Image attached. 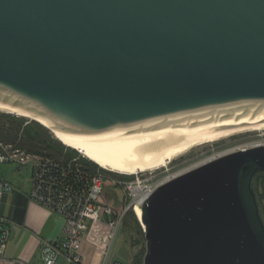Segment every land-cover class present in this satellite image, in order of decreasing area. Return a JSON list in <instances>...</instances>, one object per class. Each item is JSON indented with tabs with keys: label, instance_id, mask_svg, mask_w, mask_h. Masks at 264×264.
I'll use <instances>...</instances> for the list:
<instances>
[{
	"label": "water",
	"instance_id": "water-1",
	"mask_svg": "<svg viewBox=\"0 0 264 264\" xmlns=\"http://www.w3.org/2000/svg\"><path fill=\"white\" fill-rule=\"evenodd\" d=\"M0 104L116 154L264 127V0H0ZM263 173L260 146L158 187L143 264H264Z\"/></svg>",
	"mask_w": 264,
	"mask_h": 264
},
{
	"label": "built area",
	"instance_id": "built-area-1",
	"mask_svg": "<svg viewBox=\"0 0 264 264\" xmlns=\"http://www.w3.org/2000/svg\"><path fill=\"white\" fill-rule=\"evenodd\" d=\"M260 146H264V143L252 144L239 151ZM9 162H15L20 166H31V200L57 213L65 220L64 241L58 247L46 252L44 264H59L60 260L64 264H82L80 249L82 237L88 230V222L100 220L108 221L113 230L104 248V257L106 261L110 260L121 231L122 217L114 218V207L103 202L106 194L104 175L90 174L73 164L62 165L51 160L29 156L24 152L13 150L10 146L4 147L0 144V163ZM170 180L156 187H146L142 185L137 175L135 180L115 181L114 184L123 189L124 197L128 200L125 212L132 210L137 216L136 210H142L144 203L155 190ZM5 186L4 182H0V197ZM3 244L0 235V249Z\"/></svg>",
	"mask_w": 264,
	"mask_h": 264
},
{
	"label": "crops",
	"instance_id": "crops-1",
	"mask_svg": "<svg viewBox=\"0 0 264 264\" xmlns=\"http://www.w3.org/2000/svg\"><path fill=\"white\" fill-rule=\"evenodd\" d=\"M31 181V169L27 172L22 167L0 169V182L6 184L0 197V235L4 243L0 264H44L46 252L64 241V218L31 200ZM106 194V198L111 196ZM112 231L106 220L88 222L80 249L82 264L131 263L135 248L127 241L130 250H125L126 246H119L118 240L110 260L106 261L105 242ZM59 264L64 263L60 260Z\"/></svg>",
	"mask_w": 264,
	"mask_h": 264
},
{
	"label": "trees",
	"instance_id": "trees-1",
	"mask_svg": "<svg viewBox=\"0 0 264 264\" xmlns=\"http://www.w3.org/2000/svg\"><path fill=\"white\" fill-rule=\"evenodd\" d=\"M0 144L4 147L10 146L13 150L21 151L26 155L36 156L43 160H51L62 165L73 164L90 174H102L105 178V173L108 172L98 167L89 159L82 157L76 150L66 147L55 138L53 133L46 127L35 121L19 118L14 115L0 113ZM109 173L129 178V180L115 179L113 182L133 180V176H124L112 172ZM263 186L264 173L260 174L257 179V195L264 214V193L260 192ZM115 187H118V185H115ZM105 193H107L106 185ZM107 199L114 203L111 204L115 210L114 218L118 219L122 217L121 231L125 230V234L127 235L126 241L132 243L131 247L133 249L137 246L135 242L142 244L141 251L132 257L131 263L143 264L146 255V241L145 233L138 217L132 210L125 212V208L128 204L126 198H124L121 205L114 202L115 198L111 196L107 197ZM134 234L136 235L135 239Z\"/></svg>",
	"mask_w": 264,
	"mask_h": 264
},
{
	"label": "bare ground",
	"instance_id": "bare-ground-1",
	"mask_svg": "<svg viewBox=\"0 0 264 264\" xmlns=\"http://www.w3.org/2000/svg\"><path fill=\"white\" fill-rule=\"evenodd\" d=\"M0 112L13 113L18 117L19 116L27 117L42 124L43 126L49 127L53 135L66 147L78 151L85 158L94 162L102 169L124 176H137L140 174L154 172L159 169L166 168L174 160L180 158L181 156L187 154L188 152H190L191 150L197 147L220 142L221 140L230 138L237 134L246 133V132H264V127L245 129L221 138L212 139L196 144L187 149H182L172 152H165V153L140 152V153H131V154H116L98 147L91 146L82 141H79L78 139L70 136L68 133L60 131L59 129L53 127L41 117L38 116L32 117L28 113H25L18 109L11 108L4 104H0ZM76 135H79L83 138L98 143L115 144V142H112L106 138H102L96 135H81V134H76ZM136 212L138 218L141 219L142 210L137 209Z\"/></svg>",
	"mask_w": 264,
	"mask_h": 264
},
{
	"label": "rangeland",
	"instance_id": "rangeland-1",
	"mask_svg": "<svg viewBox=\"0 0 264 264\" xmlns=\"http://www.w3.org/2000/svg\"><path fill=\"white\" fill-rule=\"evenodd\" d=\"M4 113V112H0ZM7 114V113H4ZM16 116V115H14ZM18 117V116H16ZM22 118V117H19ZM32 121V120H31ZM264 132H246L234 135L230 138L221 140L220 142L204 145L201 147H197L187 154L181 156L180 158L174 160L172 163L168 165V167L159 169L154 172H148L145 174L138 175L140 181L142 182V185H146V187L150 186H159L160 184L164 183L168 179H172L174 177L180 176L184 173H187L197 167H200L214 159H217L222 156H226L228 154L238 152L241 149L247 148L251 146L252 144H261L264 143ZM56 138V137H55ZM78 152V151H77ZM79 153V152H78ZM80 154V153H79ZM82 157H84L82 154H80ZM85 158V157H84ZM31 162V161H29ZM97 165V164H96ZM98 166V165H97ZM4 167H11V168H17L22 167L26 172L30 171L31 166H20L19 164L15 162H9V163H0V169ZM99 167V166H98ZM101 168V167H100ZM104 170V169H103ZM106 171V170H105ZM110 171L106 172V188H107V194L108 196L111 195L114 199V202H116L118 205H121V203L124 201V191L121 187H115V184L113 180L120 179V180H129V178L121 177L115 174L109 173ZM113 173V172H112ZM135 177H133V180H135ZM260 192L264 193V186L260 190ZM106 194V195H107ZM110 197V196H109ZM103 202L114 204L113 201H109L106 197L103 199ZM122 207V206H121ZM121 211L123 212V209L121 208ZM125 230H122L118 236L119 246H126V234ZM136 235L134 234V239ZM117 241V242H118ZM129 242V241H128ZM137 246H135L134 253L138 254L141 251V245L137 242H135ZM132 243H130L131 245ZM129 246L125 247V250H130Z\"/></svg>",
	"mask_w": 264,
	"mask_h": 264
}]
</instances>
